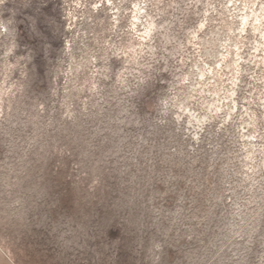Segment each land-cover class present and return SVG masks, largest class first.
Returning <instances> with one entry per match:
<instances>
[{"label":"clouds","instance_id":"1","mask_svg":"<svg viewBox=\"0 0 264 264\" xmlns=\"http://www.w3.org/2000/svg\"><path fill=\"white\" fill-rule=\"evenodd\" d=\"M0 264H264V0H0Z\"/></svg>","mask_w":264,"mask_h":264}]
</instances>
